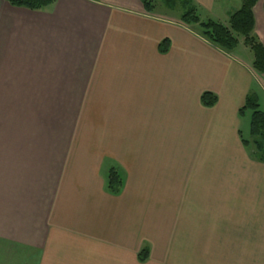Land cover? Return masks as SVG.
Segmentation results:
<instances>
[{"label":"crops","instance_id":"1","mask_svg":"<svg viewBox=\"0 0 264 264\" xmlns=\"http://www.w3.org/2000/svg\"><path fill=\"white\" fill-rule=\"evenodd\" d=\"M238 48L141 0H0V264H264V164L238 115L264 77Z\"/></svg>","mask_w":264,"mask_h":264},{"label":"trees","instance_id":"2","mask_svg":"<svg viewBox=\"0 0 264 264\" xmlns=\"http://www.w3.org/2000/svg\"><path fill=\"white\" fill-rule=\"evenodd\" d=\"M57 0H6L15 8H24L30 11H44L54 5ZM97 2L99 0H90ZM145 11L148 14L158 13L161 0H141ZM168 3L173 0H164ZM241 8L230 15L228 25L218 22H202L197 15V9L191 0L183 1L185 12L180 16V21L189 27L201 38L206 40L216 49L230 54L233 53L240 44V39L253 54V71L264 77V45L256 37L254 8L259 2L264 0H241ZM192 27H195L193 29ZM169 50V41L164 40L159 45V52L166 54ZM201 103L204 107L213 108L218 103V98L212 93H204L201 96ZM250 112V140H244L241 133V141L245 149L253 148L250 153L253 160L264 164V112L260 109L257 96L250 93L246 97L244 106L239 110V117L244 118ZM124 173L119 167H111L106 174V191L113 196H118L124 187ZM149 256L148 248H145L138 255L141 263L146 262Z\"/></svg>","mask_w":264,"mask_h":264},{"label":"rangeland","instance_id":"3","mask_svg":"<svg viewBox=\"0 0 264 264\" xmlns=\"http://www.w3.org/2000/svg\"><path fill=\"white\" fill-rule=\"evenodd\" d=\"M184 0H173L171 2L165 3L164 0H161L159 3L158 13H163L164 15L172 18H180V16L185 12L183 8ZM192 4L197 9V15L202 22L214 21L221 23L223 25H228L230 15L235 13L241 8V0H216L215 6L213 9L201 8L200 5H195L193 0ZM195 29V27H192ZM242 47V39H240L239 48ZM238 48V49H239ZM254 94L257 96L260 109L264 112V92L261 90L254 91ZM250 118L251 113L248 112L244 118L240 121V131L244 140H250ZM253 148H249L248 152L251 153ZM124 180L126 176L124 175Z\"/></svg>","mask_w":264,"mask_h":264}]
</instances>
